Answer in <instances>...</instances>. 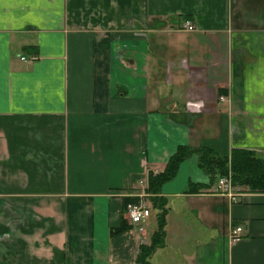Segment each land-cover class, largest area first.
<instances>
[{
	"label": "crops",
	"instance_id": "1",
	"mask_svg": "<svg viewBox=\"0 0 264 264\" xmlns=\"http://www.w3.org/2000/svg\"><path fill=\"white\" fill-rule=\"evenodd\" d=\"M177 146L264 156V0H0V264H135L122 193ZM215 182L160 185L149 264H264V194Z\"/></svg>",
	"mask_w": 264,
	"mask_h": 264
},
{
	"label": "trees",
	"instance_id": "2",
	"mask_svg": "<svg viewBox=\"0 0 264 264\" xmlns=\"http://www.w3.org/2000/svg\"><path fill=\"white\" fill-rule=\"evenodd\" d=\"M190 154H196L199 168L208 177L206 187L218 177L228 175L232 188L242 187L248 191L257 192L264 187V156L245 148H232L227 156H219L206 147L190 148L177 146L175 152L168 158L165 167L157 173H148L147 192L153 194L151 203L154 208H162L161 199L154 194L158 193L160 185L171 179L179 162ZM128 200L125 199V203ZM157 231L153 234L148 245H140L135 264H149L148 256L162 234L163 210L157 214ZM113 232L121 228L112 229Z\"/></svg>",
	"mask_w": 264,
	"mask_h": 264
},
{
	"label": "built area",
	"instance_id": "3",
	"mask_svg": "<svg viewBox=\"0 0 264 264\" xmlns=\"http://www.w3.org/2000/svg\"><path fill=\"white\" fill-rule=\"evenodd\" d=\"M183 27L186 30H192V26L188 22H184ZM211 192L226 194L231 198H234L235 192L232 190V186L230 184L229 176L224 175L220 176L216 179L214 188ZM264 194V187L258 191ZM123 196H137L136 201H129L124 206V217L127 222L132 226H138L144 219L147 218L149 214V208L145 203L144 196H147L146 191H141L140 193L124 192ZM139 229V228H138ZM240 226L233 227L229 232V239L231 241L236 240L240 237Z\"/></svg>",
	"mask_w": 264,
	"mask_h": 264
},
{
	"label": "rangeland",
	"instance_id": "4",
	"mask_svg": "<svg viewBox=\"0 0 264 264\" xmlns=\"http://www.w3.org/2000/svg\"><path fill=\"white\" fill-rule=\"evenodd\" d=\"M207 181V178H205ZM151 194V193H150ZM125 206V205H124ZM157 210L154 207H150V214L147 217V223H148V229L149 231H152L153 229L155 230V224H156V214H157Z\"/></svg>",
	"mask_w": 264,
	"mask_h": 264
}]
</instances>
